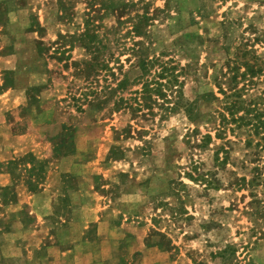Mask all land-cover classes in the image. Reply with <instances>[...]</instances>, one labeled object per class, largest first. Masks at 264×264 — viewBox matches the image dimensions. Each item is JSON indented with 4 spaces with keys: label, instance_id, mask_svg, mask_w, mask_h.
<instances>
[{
    "label": "rangeland",
    "instance_id": "obj_1",
    "mask_svg": "<svg viewBox=\"0 0 264 264\" xmlns=\"http://www.w3.org/2000/svg\"><path fill=\"white\" fill-rule=\"evenodd\" d=\"M0 16V77L11 70L13 87L0 97V184L1 163L12 150L46 155L53 147L69 152L77 144L83 150L78 160L87 161L82 185L87 198L101 202L121 226L119 264H264V221L251 214L249 191L234 183L251 176L255 164L264 175V149L244 146L248 136L254 144L260 134L232 122L216 138L217 121H208L219 110L214 101L201 102L193 123L182 110L164 117L161 105L135 114L127 107L112 109L119 97L135 104L139 94L133 92L144 81H165L158 78L157 64L141 76L135 66L140 52L171 60L179 80L180 67L189 62L182 94L192 100L216 92L214 77L219 82L227 58L236 47L245 48L260 57L263 74L238 86L244 82L248 92L263 94L264 0H0ZM142 16L144 33L137 34L133 25ZM87 26L97 35L93 71L82 62L88 53L78 38ZM122 72L132 84L114 91ZM27 92L38 100L30 106ZM195 126L201 135L194 137ZM208 131L209 146L196 147ZM195 170L218 179L219 187L184 177ZM256 190L264 213V187ZM146 245L155 253L137 251Z\"/></svg>",
    "mask_w": 264,
    "mask_h": 264
},
{
    "label": "crops",
    "instance_id": "obj_2",
    "mask_svg": "<svg viewBox=\"0 0 264 264\" xmlns=\"http://www.w3.org/2000/svg\"><path fill=\"white\" fill-rule=\"evenodd\" d=\"M7 71L11 72L4 70L0 77V97L13 88ZM77 147L59 153L53 147V153L46 155L12 150L13 154L3 159L0 264H119L121 234L117 231L121 226L113 223L115 218L101 202L94 205L87 198L88 192L82 186L87 161L78 160L83 150ZM28 152L45 161L42 179L30 177L33 187L24 169L29 164L17 161ZM14 160L16 164H8ZM75 178L80 182L71 184L69 180ZM16 185L22 191H15ZM146 246L137 251L143 256L155 253L153 246Z\"/></svg>",
    "mask_w": 264,
    "mask_h": 264
},
{
    "label": "trees",
    "instance_id": "obj_3",
    "mask_svg": "<svg viewBox=\"0 0 264 264\" xmlns=\"http://www.w3.org/2000/svg\"><path fill=\"white\" fill-rule=\"evenodd\" d=\"M141 19L144 21L141 23ZM2 18L0 16V22ZM145 22V16L139 17L137 23L133 25V31L137 34L144 33V29L142 28ZM96 30L89 28V26L85 27L83 32L78 34V38L84 41L83 47H85L86 52L88 53V58L82 60L85 68L90 71H93L95 66L94 62L97 60L96 52L98 51L97 42H95ZM141 53V52H140ZM137 54L135 66L141 70V76L148 72L149 68L154 66L155 64L160 66L159 69V76L158 78L165 79L164 83L161 81H154L152 84L148 82H143L141 84L140 90H134V94H139L135 101V104L128 102V98L119 97L118 100L114 101L113 110L117 111L122 107H127V109L132 113L135 114L138 111H141L143 108L147 109L148 111L152 112V109L155 105H161L164 109V117L168 116L169 114L182 110L185 112L186 117L190 122H195L200 115L201 108L200 104L204 101H214L219 104V110L217 113H209L208 121L214 123L212 125L213 130L215 131L216 138H223L222 136L225 135L224 132L228 125L232 122L236 123L235 127L239 128L244 125L248 126V132L253 134H260L259 140H257L253 144V137L248 136L244 140V146L246 147H259L264 149V108L260 107L259 104L262 103L264 105V91L263 94L257 95L256 92H248L245 90L246 84L243 82L240 86L238 83L242 81H252L254 78H258L261 74H263V67L258 64L260 57L252 53L250 50L241 49L240 47H236L235 52L231 56V58H227L225 66H223L221 73H220V80L217 82L216 76L215 85L217 87V91L214 92L213 90L205 93H201L197 98L188 100L183 96V84L186 74L188 73V68H190V63L188 62L185 67L182 66L179 69L181 76L183 77L182 80L178 79V74H175V70L178 67L177 65L171 64V60L163 61L159 57L154 58H147L145 55ZM246 56L248 58H246ZM243 57V58H242ZM252 60V61H250ZM8 73L10 71H7ZM179 74V75H180ZM6 83V81H5ZM132 81L127 76L126 72H122V78L116 84L114 91L118 90H125ZM37 91V87H33V90ZM166 90L169 91L170 96L176 97L174 101H170L167 98ZM155 93V94H152ZM219 94V96L217 95ZM29 106H30V99L34 101L37 100L36 95H28ZM161 98V104L158 102V99ZM164 98V100H163ZM132 99V98H129ZM257 99H260L262 102H258ZM32 104V102H31ZM28 106V104H27ZM214 121V122H213ZM131 125H128L125 130L130 129ZM232 132L234 128H229ZM212 130V129H211ZM191 133L195 137L200 130L197 126H195ZM201 135V133H200ZM250 135V134H247ZM213 139L211 132L208 131L207 133L203 134L199 140V143H195L196 147L205 148L208 147ZM196 138L192 140L195 141ZM189 142V138L186 140ZM262 141V142H261ZM114 147L110 150V154L113 152L114 156L116 153L113 151ZM259 151H255L253 154H258ZM119 155L121 152L119 151ZM111 157V155H109ZM121 157V156H119ZM264 159V153L262 154ZM260 158V157H259ZM257 158V160L259 159ZM118 159V158H117ZM20 163L25 161L29 164V166L25 165L24 169L26 172V180L27 182L33 187V181L31 178L42 179L43 172H44V160L38 159L34 156L31 152L23 155L19 158ZM256 161V160H255ZM264 163V162H263ZM8 164H16V160L8 162ZM250 169L251 176H241L236 177L235 185L236 189H247L252 196V200L249 202V206L251 208V214H253L256 218L261 217L264 221V213H263V206H261V198H259L256 188L263 186L264 187V175H262L261 167L258 164L253 165ZM195 174L192 172H184V177L192 182H200L205 184L208 188H215L219 187V180L215 179L209 173L198 172L195 170ZM183 186L185 185L183 182H180ZM178 192V189L174 190ZM153 233L158 235L160 238L164 237V234L161 232H156L153 230ZM156 245H161V243H157ZM232 254H234V249H232Z\"/></svg>",
    "mask_w": 264,
    "mask_h": 264
}]
</instances>
